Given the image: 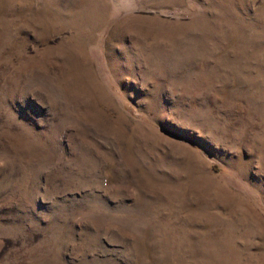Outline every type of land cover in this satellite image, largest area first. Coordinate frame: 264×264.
Returning <instances> with one entry per match:
<instances>
[{
    "label": "rangeland",
    "instance_id": "obj_1",
    "mask_svg": "<svg viewBox=\"0 0 264 264\" xmlns=\"http://www.w3.org/2000/svg\"><path fill=\"white\" fill-rule=\"evenodd\" d=\"M0 264H264V0H0Z\"/></svg>",
    "mask_w": 264,
    "mask_h": 264
}]
</instances>
